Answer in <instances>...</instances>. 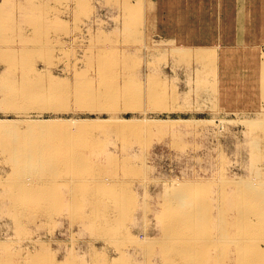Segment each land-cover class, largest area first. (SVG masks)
<instances>
[{
	"label": "bare ground",
	"instance_id": "1",
	"mask_svg": "<svg viewBox=\"0 0 264 264\" xmlns=\"http://www.w3.org/2000/svg\"><path fill=\"white\" fill-rule=\"evenodd\" d=\"M159 2L154 7L159 13L164 11L169 18L175 13H186V10L177 7L182 3L189 4L195 11L198 10L197 13H201L202 8H212V5L216 8L221 4V0ZM24 3L21 0L0 1V68L3 66L0 72V111L6 116L0 118V225L7 222L5 217H9V222L15 228L13 231L18 235L17 246L10 244L12 241H8V244L0 238V264H264V116L242 120L246 128L248 126L250 129L248 175L169 180L158 194L161 198L159 211L154 212L159 232L153 237L146 234L143 239L131 237L127 232V235L122 232L118 234L121 231L118 232L119 226L134 206V196L130 188L126 187V175H130L127 177L129 182H134L137 177L134 178L133 174L136 171L125 160L110 161V168L106 164H96L90 155L86 156L76 149L79 145L88 144L89 134L87 137H77L74 133H85L89 129L108 125L116 126L120 133L129 130V133L137 134L139 127L143 129L161 120L153 118L131 122L118 116L119 108L126 106L125 102L120 105L122 91L118 85L115 91H110L114 85L110 84L108 77L105 78L113 70L106 59V53L114 48L109 46L113 44L97 47L98 66L92 70L103 75L102 79H97L98 83L94 79L74 78L64 88L60 80L52 77L41 80L37 77L39 72L33 58L46 45H42L39 35L36 37L34 32L32 35L24 32L22 25L14 21L12 13L17 10L16 6L23 10L22 21H28L27 16L36 7H32L29 0ZM241 14L242 6L239 8L240 17L235 15L234 21L242 23ZM220 15L221 12L215 16L209 14L195 24L182 26L176 33L177 37L169 41L167 46L180 53L203 58L204 69H207L213 80L210 98L214 109L227 110L234 103L239 105L237 109L254 108L257 100L264 99V64L258 60L248 61L244 62L247 66L236 69V59H231L233 56L229 53L255 44L221 30L220 24L216 22ZM248 21L247 25H250L251 19L248 18ZM129 26L125 23L123 30H130ZM194 26L200 29L206 26L208 31L218 28L215 31L217 33L209 36L206 43L199 44L193 40L195 37L191 30ZM32 29L37 30L34 26ZM243 58L240 55L239 61L242 62ZM224 68L235 73L238 70L239 75L248 77V82L237 86L231 80L227 85L226 81L217 78V71ZM254 84H260V92L253 90ZM249 86H252L251 90ZM135 96L136 100L147 96L151 104L155 97L153 89L145 95L141 91ZM224 96H229L232 103H219ZM55 101L56 106L48 105ZM30 109H35L38 114L42 111L61 113L69 109L74 112L101 110L108 112L109 116L103 120L92 118L63 122L55 117L29 118ZM8 114L15 118L8 117ZM65 176L68 178L64 179ZM66 180L71 189L69 197L59 201L56 199L60 189L57 183ZM84 181L89 183L85 190L78 185ZM64 206L71 208L69 214L80 215L83 226L91 229L102 244L97 247L95 241H89L87 255L82 251V255L77 254L78 250L71 252L70 249L60 259H51L49 247L43 249L39 239L30 237L27 225L40 218L43 220L40 219L39 223L44 225L45 219L54 216ZM127 241L129 244L145 246L128 250Z\"/></svg>",
	"mask_w": 264,
	"mask_h": 264
},
{
	"label": "rangeland",
	"instance_id": "2",
	"mask_svg": "<svg viewBox=\"0 0 264 264\" xmlns=\"http://www.w3.org/2000/svg\"><path fill=\"white\" fill-rule=\"evenodd\" d=\"M21 1L25 2V0ZM29 1L32 7H36L27 16L28 21L21 20L23 10L18 6L12 14L16 24L22 25L24 32L31 35L34 32V36H40L42 45L43 43L46 45L39 51L38 56L36 54L33 58L39 72L37 77L41 80L48 77L60 80L64 88L67 82L74 78L94 79V82L98 83L97 79H102L103 75L92 70L98 66L96 51L99 48L97 47L113 44L109 48H114L106 53V59L113 70L106 74L105 78L108 77L110 84L114 85L110 91H115L116 85L122 91L119 96L120 105L125 102L126 106L119 108L118 116L131 122L153 118L161 120L160 123L152 122L149 127L145 126L143 129L139 127L137 134L129 133V130L120 133L116 126H106L103 122L106 126L104 128L98 127L89 129L85 133H74L77 137L81 135L87 137L89 134L88 144L79 145L76 149L86 156L90 155L91 160L96 164H106L110 168V161L125 160L136 171L133 174L134 178L137 177L134 182L132 180L129 182L130 179L127 177L130 175H126L128 181L126 187L130 188L134 196V206L126 215L128 220L125 217L124 223L120 225L124 227V231L119 226L118 232L121 231L118 234L129 233L131 237L143 239L146 234L153 237L159 232V223H156L154 212L159 211L161 198L158 194L163 190L164 183L170 182L169 180L173 182L193 177L218 176L219 178L222 175L231 177L248 175L250 129L248 126L246 128L242 120L264 116V99L257 100L254 108L241 110L237 109L239 105L235 103L229 105L232 99L224 96L219 103L228 104L230 108L214 109L211 100L213 80L207 69H204L203 58L200 55L180 53L167 46L169 41H174L168 33L173 19L166 16L164 11L159 13L155 8V4L160 0H36L37 5L35 0ZM151 6L153 8H149ZM241 6L242 23H239L234 21V16L240 17L238 14ZM177 7L186 10L185 14L175 13L179 25L188 22L194 24L196 19L207 18L209 14L215 16L216 13L221 12L216 21L220 24L221 30L230 33L233 37H244L249 40L248 42L255 44L253 47L238 48L235 53H229L233 56L231 59H236V69L244 68L248 65L244 62L248 61L258 60L264 64V0H221L220 7L215 8L212 5V8H202L201 13H197L198 10L194 11L186 3ZM161 15H165V19ZM158 16L163 21H157ZM248 18L251 19L250 25H247ZM125 23L130 25V30H123ZM33 26L37 30H33ZM217 28L210 31L206 30V26L201 28L198 31L201 36L197 41L206 42L209 36L217 33L215 32ZM240 55L244 56L242 62L239 61ZM1 69L3 70V66L0 72ZM238 70L235 73L229 68L220 69L217 71V78L226 81L227 85L231 80L237 86L248 82V77L239 75ZM255 83H258L257 79ZM250 87L252 86L248 87L249 90ZM151 89L154 90L155 95L152 104L147 101V96L140 100L133 97L141 91L145 95ZM253 90L260 92V84L253 86ZM48 105L56 106L57 102ZM30 110L29 118L55 117L62 119L63 122L64 120L71 122L72 119L103 120L109 116L108 112L101 110L74 112L73 109H69L61 113L42 111L43 114H38L35 109ZM1 117H6L2 111H0ZM8 117L15 118L12 114H8ZM67 181L57 183L60 185L56 198L59 201L69 197L71 189ZM80 182L78 185L82 189L89 187L88 182L84 181L85 184ZM69 209L71 210L68 206L60 208L54 216L45 219L43 226L39 223L43 218L37 219L29 224L30 226L27 225V231L30 232L28 234L26 231L25 235L39 239L43 249L49 247L51 259L56 257L60 259L65 253L70 252V249L71 252L80 250L77 254L87 255L86 247L89 241H95L97 247L102 244L100 238H96L91 229L83 226L81 216L76 213V216L69 214ZM8 218L5 217L7 222L0 225V238L5 239L6 242L12 241L10 244L17 246L18 235L16 236V231H13L14 225ZM125 228L128 231H125ZM126 245L128 250L135 247L142 249L145 246V244L133 245L131 242L129 244L128 241Z\"/></svg>",
	"mask_w": 264,
	"mask_h": 264
},
{
	"label": "crops",
	"instance_id": "3",
	"mask_svg": "<svg viewBox=\"0 0 264 264\" xmlns=\"http://www.w3.org/2000/svg\"><path fill=\"white\" fill-rule=\"evenodd\" d=\"M162 2H164V0H160V2L159 3H162ZM193 9V8H192ZM191 9V10H192ZM194 10V9H193ZM192 10V11H193ZM195 11V10H194ZM162 17H163V19H165V15H161ZM198 17V16H197ZM163 19H161L160 18V16H158V18L156 19L157 21L159 20V21H163ZM170 19H173L172 20V25H171V30H170V32H168L169 34H171L170 35V37H171V39L172 38H176L177 37V35H176V33H177V31L179 30V28H182V26H184V24H181V25H179V20H177L176 19V17H175V14L174 15H172L171 16V18ZM199 19H196L195 20V23L198 21ZM194 23V24H195ZM186 24H193L192 22H188V23H185V25ZM200 30V27H196V26H194V28L191 30L192 31V33H194V37H195V39H193L195 42H197V43H199V44H203V43H206V42H204V41H197L199 38H200V36H201V33L200 32H198ZM161 31V30H160ZM164 31V30H163ZM214 36V35H213Z\"/></svg>",
	"mask_w": 264,
	"mask_h": 264
}]
</instances>
